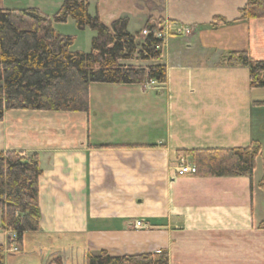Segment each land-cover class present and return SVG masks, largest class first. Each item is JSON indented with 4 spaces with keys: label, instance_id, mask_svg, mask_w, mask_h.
I'll use <instances>...</instances> for the list:
<instances>
[{
    "label": "crops",
    "instance_id": "0c3cea01",
    "mask_svg": "<svg viewBox=\"0 0 264 264\" xmlns=\"http://www.w3.org/2000/svg\"><path fill=\"white\" fill-rule=\"evenodd\" d=\"M65 0H0V10L53 16ZM109 27L130 35L147 21L167 28L159 62L166 78L147 85L91 84L86 113L11 110L0 121V153L37 155L39 231L25 234L3 264H86L166 252L168 264H264V88L230 53L264 61V19L242 21L247 0H85ZM86 53L95 36L73 21L53 24ZM152 87V88H151ZM261 149L252 178L197 177L184 152ZM1 220V212H0ZM142 222L148 229H135ZM11 236V235H10Z\"/></svg>",
    "mask_w": 264,
    "mask_h": 264
},
{
    "label": "trees",
    "instance_id": "16d2710c",
    "mask_svg": "<svg viewBox=\"0 0 264 264\" xmlns=\"http://www.w3.org/2000/svg\"><path fill=\"white\" fill-rule=\"evenodd\" d=\"M239 19H264V0H247ZM68 20L79 31L95 33L88 52H72L73 37L54 32L53 24ZM126 27V18L105 27L96 14H89L85 0H65L51 17L36 9L0 10V121L11 110L86 113L91 84L144 85L151 80L163 84V65L121 63L134 56L140 62L161 60V51L155 50L157 40L148 36L137 47L136 36L130 35ZM150 27L147 21L144 28ZM224 62L229 67L246 68L252 89L264 88V61L241 52L230 53ZM260 149L259 144L251 143L247 148L184 155L191 159L197 177L251 179ZM40 176L37 155L25 158L15 152L0 153V225L8 236L7 248L14 245L20 250L24 235L39 231ZM259 187L264 192V182ZM259 227L264 229V222ZM4 252L0 246V264ZM86 264H168V256L157 252L113 258L105 252L88 253Z\"/></svg>",
    "mask_w": 264,
    "mask_h": 264
},
{
    "label": "built area",
    "instance_id": "2783aa9c",
    "mask_svg": "<svg viewBox=\"0 0 264 264\" xmlns=\"http://www.w3.org/2000/svg\"><path fill=\"white\" fill-rule=\"evenodd\" d=\"M148 36H152V38L154 40H157L159 42V44H157L155 46V50L156 51H162L163 46H164V42L166 40L167 37V28H160L154 25H151V27L148 28H143V30L140 33V38H147ZM149 83L153 86L156 84L155 81L151 80L149 81ZM181 172L184 174H195V168L194 167H183L181 168ZM134 227L135 229H139V230H146L148 229V227L141 223V222H135L134 223Z\"/></svg>",
    "mask_w": 264,
    "mask_h": 264
},
{
    "label": "rangeland",
    "instance_id": "374dc122",
    "mask_svg": "<svg viewBox=\"0 0 264 264\" xmlns=\"http://www.w3.org/2000/svg\"><path fill=\"white\" fill-rule=\"evenodd\" d=\"M158 27V26H157ZM143 30V29H142ZM142 30H140L137 34H135V43H136V45H137V47H140V46H142V43H143V38H140V33H141V31ZM133 60H137V58H136V56H134L133 58H132V60L131 61H133ZM130 61H128V62H121L122 64L124 63V64H127V63H129ZM144 85H147V86H152L150 83H149V81L148 82H146ZM159 84L156 82V84L155 85H153V87L154 88H156L157 86H158ZM152 88V87H151ZM142 223V222H141ZM7 249H9V248H7ZM10 250L12 251V252H18V249L15 247V246H13L12 248H10Z\"/></svg>",
    "mask_w": 264,
    "mask_h": 264
}]
</instances>
